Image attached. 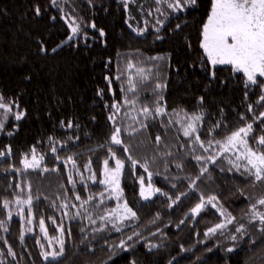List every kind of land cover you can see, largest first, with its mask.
I'll return each instance as SVG.
<instances>
[{
  "label": "trees",
  "instance_id": "obj_1",
  "mask_svg": "<svg viewBox=\"0 0 264 264\" xmlns=\"http://www.w3.org/2000/svg\"><path fill=\"white\" fill-rule=\"evenodd\" d=\"M174 2L0 0V95L15 102L7 114L0 109V264H264V232L258 219L249 222L251 205L264 196V179L256 181L245 172L246 161H237L231 150L207 144L250 123L247 139L256 148L253 137L264 135L261 88L246 87V78L231 66L208 63L200 42L211 0H197L182 11L168 7ZM128 63L134 67L128 69ZM137 68L145 70L143 80ZM129 76L138 81L135 96L128 91ZM125 96L137 103L125 104ZM159 96L166 114L146 119L142 106L155 107ZM113 103L121 106L115 124L122 129V145L110 143ZM18 112L24 113L20 120ZM185 112L203 117L190 137L183 135ZM217 123L220 127L210 131ZM196 135L207 152L195 142ZM33 148L37 159L44 158L38 168H25ZM196 156L203 159L198 162ZM105 159L112 168L116 159L123 161L119 201L137 214L114 220L120 232L100 219L118 203L99 183ZM202 168H207L203 174ZM141 177L144 188L151 183L160 191L143 199ZM90 195L94 199L81 207ZM29 196L31 205L16 203ZM201 196L205 201L215 196L225 215L210 204L192 215ZM257 211L264 212V205L257 204ZM228 213L232 223H227ZM217 223L225 227L205 236ZM59 239L63 255L45 259L44 253L59 250ZM122 240L123 248L118 246Z\"/></svg>",
  "mask_w": 264,
  "mask_h": 264
},
{
  "label": "snow or ice",
  "instance_id": "obj_2",
  "mask_svg": "<svg viewBox=\"0 0 264 264\" xmlns=\"http://www.w3.org/2000/svg\"><path fill=\"white\" fill-rule=\"evenodd\" d=\"M160 0H157V3H159ZM52 3L55 5L56 0H52ZM197 4V0H175L174 3H169L168 7L172 8L175 11H182L186 7H195ZM159 11V9H157ZM35 12L37 15H40L41 9L39 6L35 7ZM91 27L95 28V24H92ZM179 27V25H177ZM73 34H76L78 32V26L72 27ZM99 35L103 37L105 35L104 31L101 29L99 30ZM71 39V37H69ZM200 47L203 49V52L207 58L208 63L213 66V68L217 65H227L231 66V70L234 73H242L243 76L246 78L245 86L247 87L249 84L251 85H257L261 88V95L259 97V101H264V0H211V8L210 11L207 14L206 21L202 25L201 29V42ZM41 51H45L43 47H41ZM55 51V49H53ZM152 59H163L162 57H153ZM134 65L132 63H128L127 68L132 69ZM144 69L143 68H137L136 74L140 78V80L144 79ZM215 73L213 72V76ZM117 79H120V76L118 75L116 77ZM109 79V86L111 85V79ZM138 86V81L134 82L133 77H128V91L133 92V95L135 96V90ZM163 85L156 84L155 88L160 89ZM102 95L101 93H98ZM163 97L159 96L158 100L155 102V107H149L147 105L142 106L141 113L142 115L147 119L149 117L155 118L158 115H163L165 113V109L159 104V100H162ZM203 98H201L202 101ZM125 104H131L135 105L137 103L136 99H128L127 96H125L124 99ZM15 104L14 101H6L5 97L3 95H0V109L4 110V113L7 114L8 112L12 111V106ZM18 107V105H16ZM111 108L115 111L108 116V120L113 122V131L110 136V143L113 145H122L123 141L121 139V127L116 126L115 121L117 118V114L120 112V104L119 103H113L111 105ZM181 111H183L181 109ZM249 111H251V105H249ZM177 116H179V113H175ZM24 115L23 112H18L15 115L16 120H20L22 116ZM127 115V113L125 114ZM261 117H264V112L260 113ZM201 114H192L189 115L188 113H184V123H182L183 127V135L185 137L192 136L193 133L197 132L196 122L202 120ZM241 119H244V117H241ZM171 123V121H169ZM179 122V121H178ZM62 125L64 122H61ZM73 126L72 122L69 121L67 123V127L71 128ZM146 127L147 125H143ZM4 125L3 122L0 121V129H3ZM220 127L219 123L213 126L210 131H213L215 128ZM253 131V125L252 124H246V126L239 127L237 130H234L230 133V135H227L223 140H208L207 144L209 147L212 146L213 143L220 146L221 152H228L230 150H238V146L243 149V151L239 152V154L236 156V160H244L246 161L245 164H243L244 171L247 172L249 175H252L255 177L256 181H260L264 179V135H260L257 139L256 137H253V140L256 141V148L253 149L248 142V136ZM11 135V133H9ZM78 139V137H77ZM161 141V137H156V142L159 144ZM195 142L200 143V147L204 148V151L207 152L208 148L205 147L204 142L200 140V136H195ZM103 147V146H101ZM109 153L110 158H115V152L111 147H109ZM53 152L56 151L55 148L52 149ZM129 149L127 146L124 147V152H128ZM36 149H32V159L31 161L27 160V158L23 161L25 168H38L40 166V162L43 160V156H41L39 159H37L36 156ZM4 153H0V155H3ZM59 159V157H57ZM128 159L131 160V156H128ZM195 159L199 162L201 159H203L201 156H196ZM208 160L215 163V157L209 156L207 157ZM68 161H70L73 164V167H75V161L72 157L67 158ZM232 163V161H229ZM89 165H86V168L90 167ZM136 161L132 160L133 166L136 165ZM109 161L108 159L104 160V170L102 175L104 176V179L100 180L99 183L106 185L107 188L111 190L112 193L116 195V198L119 199L122 195V191L120 190V183H119V176L121 173V170L124 166L123 161L120 159L115 160V167L109 168ZM145 167V171H147L146 165H142ZM237 170L240 169V164L234 165ZM177 167H180V165H177ZM207 171V168L201 169V174ZM151 175V174H150ZM91 179L95 181V174L92 175ZM199 179V177H197ZM69 182L73 183L71 175L69 176ZM141 183V192L140 195L144 199H148L152 192H159L160 189H154L149 183L148 188L145 189L143 187L144 185V179L143 177L140 178ZM194 183V181H193ZM101 197L104 196V193L101 192L99 194ZM76 200H81V197L79 195H76ZM94 199L92 195L88 197L87 200L82 201L81 207H83L84 204L88 203V201ZM179 199V197H177ZM215 196H209L207 200L205 201L204 197H200V202L197 203L192 209L191 213L192 215H198L201 213V211L205 208L206 204L212 205L213 208H216L218 212H220L221 216L225 215L226 210H222L221 208H218L216 203ZM17 204H29L32 203V198L29 196L27 200H20L18 199L16 201ZM257 204L258 205H264V196L259 198L255 204L251 205L250 208V223L254 220H259L260 224V231L264 232V212L257 211ZM9 205V201H4V207L7 208ZM67 204H63L62 207H67ZM75 207V205H73ZM123 212L120 213V206L116 209H112L107 216H101L100 219L102 221H107L109 223L113 224V228L115 231L120 232L121 228L114 223V220L118 221H124L126 219L136 218V212L133 211L132 208H130L125 202L122 205ZM29 211H31V208H29ZM9 215H11L9 213ZM91 220V217H88ZM233 217L230 213H228L227 216V223H232ZM31 221H29L30 223ZM95 223V221H92ZM183 223V221L181 222ZM0 226H2V222H0ZM40 227L41 230L44 231V220H40ZM225 227L224 223H217L214 227H210L207 232H205V236H209L210 234H214L217 232V230H221ZM244 226L241 224L236 228L237 233H241ZM138 235V234H137ZM23 239V237H21ZM129 240L132 239L131 236L128 237ZM231 239L235 241L237 237L235 235L231 236ZM58 243L60 244V248L58 251L50 252V253H44L45 259H48L49 257L55 261L58 257L62 256L64 253V240L59 239ZM125 242L122 240L120 242L119 247L123 248ZM11 252V250H9ZM211 251V249H209ZM228 252L233 251L232 248L227 249ZM135 264V262H133ZM171 264V262H169Z\"/></svg>",
  "mask_w": 264,
  "mask_h": 264
},
{
  "label": "rangeland",
  "instance_id": "obj_3",
  "mask_svg": "<svg viewBox=\"0 0 264 264\" xmlns=\"http://www.w3.org/2000/svg\"><path fill=\"white\" fill-rule=\"evenodd\" d=\"M183 117V119H184V115L182 116ZM197 123V122H196ZM232 152H234L236 155H238L239 154V152H241V151H243V149L242 148H240L239 146H238V150H231ZM109 168H112V167H109ZM114 168V167H113ZM123 169V168H122ZM121 173H122V170H121ZM121 173H120V176H119V183L121 184ZM104 179V178H103ZM146 189V188H145ZM121 190V189H120ZM109 191H110V197L111 198H113V199H116L117 201H118V203H116V208L118 207V205L120 206V213H122L123 212V208H122V205L124 204L123 202H120L119 201V199H117L116 198V195L114 194V193H112L111 192V190L109 189ZM156 192H152V194L150 195V197H152L154 194H155ZM149 197V198H150ZM120 198H121V196H120ZM143 198V197H142ZM144 199V198H143ZM115 208V209H116Z\"/></svg>",
  "mask_w": 264,
  "mask_h": 264
}]
</instances>
